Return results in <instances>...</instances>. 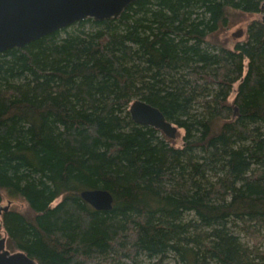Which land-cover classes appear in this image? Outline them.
Listing matches in <instances>:
<instances>
[{"label": "trees", "instance_id": "trees-1", "mask_svg": "<svg viewBox=\"0 0 264 264\" xmlns=\"http://www.w3.org/2000/svg\"><path fill=\"white\" fill-rule=\"evenodd\" d=\"M232 11L259 16L210 44ZM3 193L27 205L0 214L5 247L36 264H264V0H134L0 52Z\"/></svg>", "mask_w": 264, "mask_h": 264}, {"label": "water", "instance_id": "water-1", "mask_svg": "<svg viewBox=\"0 0 264 264\" xmlns=\"http://www.w3.org/2000/svg\"><path fill=\"white\" fill-rule=\"evenodd\" d=\"M134 0H0V52L21 47L49 32L67 27L85 18L102 20L115 18ZM243 30L233 33L240 36ZM128 112L133 122L161 130L174 138L177 126L166 119L156 106L143 99H134ZM83 200L98 210L112 207V195L102 188L85 189ZM8 206H0V214ZM0 264H36L23 251L11 252L5 247V236L0 237Z\"/></svg>", "mask_w": 264, "mask_h": 264}, {"label": "rangeland", "instance_id": "rangeland-1", "mask_svg": "<svg viewBox=\"0 0 264 264\" xmlns=\"http://www.w3.org/2000/svg\"><path fill=\"white\" fill-rule=\"evenodd\" d=\"M258 16L259 14L257 13L232 11L228 15V24L210 35L208 38L209 43L217 46L222 45L226 48H233L235 43L245 40L247 24ZM238 29L243 30L242 34L240 36H234L233 33ZM182 134L183 130L178 129L175 137L170 139L171 142L176 146H180L182 143ZM0 206H8L9 208L24 211L27 205L21 197H9L7 194L3 193ZM0 233L1 237L5 236L3 228H0ZM10 251L13 252L12 250ZM144 260L145 261L141 264H178L172 257L166 258L162 263H157L156 260Z\"/></svg>", "mask_w": 264, "mask_h": 264}]
</instances>
